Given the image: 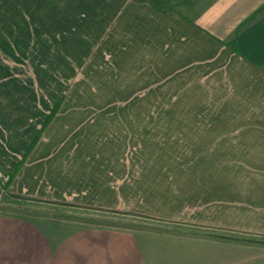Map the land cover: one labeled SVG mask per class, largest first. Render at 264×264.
<instances>
[{
  "label": "crops",
  "instance_id": "1",
  "mask_svg": "<svg viewBox=\"0 0 264 264\" xmlns=\"http://www.w3.org/2000/svg\"><path fill=\"white\" fill-rule=\"evenodd\" d=\"M79 40L74 88L118 91L107 100L62 101L42 79L41 50ZM156 90L185 111L90 114L89 104L152 105ZM164 146L175 161L125 156ZM0 172L26 199L256 238L195 244L264 246V0H0ZM151 256L121 229L0 214V264H156Z\"/></svg>",
  "mask_w": 264,
  "mask_h": 264
},
{
  "label": "rangeland",
  "instance_id": "2",
  "mask_svg": "<svg viewBox=\"0 0 264 264\" xmlns=\"http://www.w3.org/2000/svg\"><path fill=\"white\" fill-rule=\"evenodd\" d=\"M84 42L79 41H56L51 42L50 50H41V64L46 68H50L51 72L43 74V81L50 80L56 83L57 98L65 100L68 95L75 97V93H87L89 98L98 97L107 100L108 96H112L115 89H84L74 86L79 84L81 80L80 72L77 77L72 80L71 72L74 66L80 64V51L83 49ZM75 46V49H74ZM76 51L78 56L73 54ZM27 64V63H26ZM80 71V67H77ZM45 75V76H44ZM53 84V83H52ZM114 90V92H113ZM129 91V89H126ZM123 91V89H122ZM99 93V94H98ZM145 92H138V96H144ZM63 97V98H62ZM152 105H105L98 110L102 105L89 104L90 114L98 112H184V105H161L160 92L156 90L152 94ZM60 104L50 115L44 128L57 115ZM159 123V122H156ZM161 123V122H160ZM173 123V122H169ZM187 123V122H186ZM75 130V129H74ZM109 132V131H108ZM112 134V132H110ZM76 137L74 136L73 139ZM79 144V143H75ZM80 147V146H78ZM106 156L118 155L115 147L108 146ZM168 147H153L151 153H144V147H140V151L125 154L127 160L133 159L135 156L139 160L150 159L152 162L175 161L176 154L166 152ZM76 150H79L76 149ZM124 155V154H123ZM113 159V158H112ZM156 166V165H154ZM160 166H158L159 168ZM158 168H154L153 172H160ZM13 175L0 172V214H19L35 220L39 219H54L72 221L86 227L103 226L121 229L132 233L142 244L144 243L147 252L152 253L151 259L156 261V264H264V246L259 244L234 246L232 248L226 246H210L208 244H195L192 237L205 239L219 240H234L241 242L253 243L255 237L213 232L202 230L188 224L168 222L155 218H150L140 214L115 212L103 210L99 208L80 206L73 203L62 202H45L34 199H26L22 196L14 195L8 192ZM9 196L17 197L15 199ZM256 241V240H255ZM179 253V254H177ZM197 256L200 258L198 259Z\"/></svg>",
  "mask_w": 264,
  "mask_h": 264
},
{
  "label": "trees",
  "instance_id": "3",
  "mask_svg": "<svg viewBox=\"0 0 264 264\" xmlns=\"http://www.w3.org/2000/svg\"><path fill=\"white\" fill-rule=\"evenodd\" d=\"M9 198L15 199V198H17V197H14V196H9Z\"/></svg>",
  "mask_w": 264,
  "mask_h": 264
}]
</instances>
